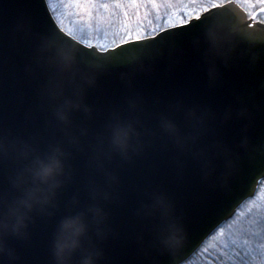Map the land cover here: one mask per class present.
<instances>
[{
    "label": "clouds",
    "instance_id": "9594fccd",
    "mask_svg": "<svg viewBox=\"0 0 264 264\" xmlns=\"http://www.w3.org/2000/svg\"><path fill=\"white\" fill-rule=\"evenodd\" d=\"M196 43L202 50L203 71L209 87L223 80V69L241 62L255 65L264 59L256 47L245 44L227 13L205 25ZM159 52L146 51L119 61L112 57L82 55L79 46L58 33L39 34L29 71L39 82V95L59 129V138L46 144L0 126V264H18L16 242L28 241L37 218L51 221L47 252L49 264H111L108 241L115 228L107 207L119 197V175L112 162H130L158 138L179 151L211 164L202 142L217 134L218 124L241 118L250 111L241 98L217 112L207 105L177 102L159 112L149 111L144 95L131 87L133 78L149 70L148 60ZM117 65L128 68L129 92L114 106L99 131L85 128L76 114L93 119L87 102L101 77ZM241 145L248 146L247 140ZM225 160V178L235 167L231 150L219 146ZM76 153L87 156L86 175L78 194L64 201L63 194L78 180L73 161ZM147 222L140 237L141 252L152 258L168 255L182 264L187 242L183 223L169 196L162 190L147 194L135 210ZM250 264H264V250L257 249Z\"/></svg>",
    "mask_w": 264,
    "mask_h": 264
},
{
    "label": "water",
    "instance_id": "95a60500",
    "mask_svg": "<svg viewBox=\"0 0 264 264\" xmlns=\"http://www.w3.org/2000/svg\"><path fill=\"white\" fill-rule=\"evenodd\" d=\"M221 14L223 12L213 10V17ZM202 20L205 25L209 23V14L205 13ZM260 27L264 26L256 24L257 29ZM61 28L47 0H0V126L35 138L41 144L59 138L61 133L41 101L39 82L29 68L35 38L39 34L55 32L66 40L70 39ZM200 33V30L193 29L182 34L179 29H172L161 32L153 41H145L152 51L161 54L146 61L149 70L137 74L131 87L144 95L152 113L177 102L207 105L222 112L244 98L254 119L247 132L242 131L248 124L246 118L218 124L217 134L200 145L209 153L211 164L207 167L200 158L179 151L163 138H158L130 162L119 159L112 162L111 167L119 175L120 183L118 199L107 206L115 228L108 241L111 264H133L142 257L139 240L146 232L147 222L138 220L135 210L147 194L162 190L172 200L187 234L183 264L256 195L264 181V175H261L264 160L258 151H253L264 137V114L258 108L264 65L261 62L255 65L241 62L232 68H222V82L209 87L203 71L202 50L196 43ZM137 47L125 44L116 52L125 54ZM86 51L92 56L95 49ZM127 72L126 66L117 65L101 77L87 101L94 109L93 119L89 121L83 113H77L78 123L94 131L101 129L107 113L123 103L129 92V82L125 78ZM245 136L247 147L241 145ZM218 145L227 146L235 160V167L226 178L225 160ZM86 160V154L76 153L73 163L78 170V180L64 192V201L78 194L86 175ZM51 223L37 218L30 240L16 242L20 254L18 264H49L47 245ZM155 260L158 264H165L161 256Z\"/></svg>",
    "mask_w": 264,
    "mask_h": 264
},
{
    "label": "snow or ice",
    "instance_id": "6c2138e0",
    "mask_svg": "<svg viewBox=\"0 0 264 264\" xmlns=\"http://www.w3.org/2000/svg\"><path fill=\"white\" fill-rule=\"evenodd\" d=\"M81 0H76V3H80ZM112 2L118 8L121 4H127L131 6H139L140 4H151L156 7L157 16L156 19H161L159 15V7L157 6L159 0H112ZM164 3L171 4L173 0H163ZM178 2H183V0H178ZM85 5L89 6H99L104 9L109 8L108 3L99 4V0H83ZM190 4H199L198 8H184V9H173L167 14V18L164 20L163 24H155L148 31L142 26H138L135 32L125 27L122 30L124 35L120 37L119 43L114 39L109 40L107 35L101 40L98 36L92 35V29L89 26L88 31L84 28L65 30L61 28L65 35L70 37L67 41L79 46L83 45L81 48L82 55H88L89 53L86 49H95V52L91 53L92 56L98 57H112L119 61H125L128 59L135 58L138 54H143L146 51H152L144 42L153 41L161 32H167L172 29H179L181 33L191 32L193 29L202 31L205 27L203 24L202 17L205 13L209 14L210 20H214L220 15L213 17V10L218 12L227 13L233 22V26L241 33L243 40L246 45L254 46L261 53L264 54V27L256 28V24L264 26V17L257 19L260 14H264V0H188ZM85 12H88V8H85ZM183 12L184 14H180ZM91 16V13L88 12ZM123 15L128 16L127 11H124ZM147 16V12L145 13ZM193 21L201 22L200 24H194ZM249 21H252L251 23ZM149 25H152V21H147ZM203 25V27H201ZM23 27V25H22ZM62 37V36H61ZM64 38V37H63ZM66 40V39H65ZM129 44L133 46H138L135 50H129L125 54H120L116 52V49L121 48L122 45ZM0 52H2V38H0ZM261 64L264 65V59H262ZM0 63H2V57H0ZM260 92L261 101L258 105L259 111L264 114V78L260 81ZM250 99V98H249ZM241 118H246L248 124L244 126L242 131L247 132L248 127L251 125L254 117L251 112ZM240 119V118H238ZM244 140H247L245 136ZM253 151H258L261 154L262 160H264V137H262ZM264 167V163L261 165ZM264 175V172L261 173ZM231 228V226H229ZM219 235H224V229L220 230ZM247 236L249 238H244ZM230 244L225 247L228 251L225 252V256L232 261V264H250V259L257 249L264 250V212L259 213L257 217L253 218L247 229L244 231L243 236L231 239ZM235 249H243L244 256L248 257L247 261L243 260L240 253ZM164 258L165 264H176L172 257L168 255L161 256ZM179 261L182 260V255L178 258ZM133 264H152V258L147 254L142 255L141 258L134 261Z\"/></svg>",
    "mask_w": 264,
    "mask_h": 264
},
{
    "label": "rangeland",
    "instance_id": "374dc122",
    "mask_svg": "<svg viewBox=\"0 0 264 264\" xmlns=\"http://www.w3.org/2000/svg\"><path fill=\"white\" fill-rule=\"evenodd\" d=\"M48 1V0H47ZM108 3L109 8L104 9L99 6H89L85 5L83 3V0H81L80 3H76V0H55L54 1V7L57 9L58 6L61 7V14L60 15L58 11V15L61 16V21L65 25L62 26L59 22L57 16L54 17L59 23V25L64 28L66 31L71 29H79L84 28L85 31H88V27L90 26L93 36H98L101 40L105 38V35H107L109 38H116L119 35L124 34V31L122 30L125 27L130 28L132 31H135V29L138 26L144 27L146 30L151 29V27L159 22H162L167 18V14L170 13L173 9H184V8H198L199 4H190L188 3V0H183V2H178V0H173L171 4L164 3L163 0H159L158 7H159V15L161 19L157 20V12L156 7H154L151 4H140V6H131L127 4H121L118 8L116 5L112 2V0H99V4ZM49 4V2H48ZM142 5H146L148 9L147 16H145L146 12H143L141 14V9L143 8ZM50 6V5H49ZM83 8V10L87 7L88 12L90 10H94V12L91 14V16L88 15V12H86V15H84L80 18H77L76 14L79 12L74 11V8ZM140 7V9H139ZM137 8V9H135ZM145 8V6H144ZM143 8V9H144ZM51 9V7H50ZM58 10V9H57ZM52 11V10H51ZM124 11H127L128 16L125 17L123 15ZM135 14L133 15V13ZM107 13V15H104V13ZM53 13V12H52ZM91 13V12H90ZM151 14V15H150ZM180 14H184L181 12ZM264 17V14H260L257 18ZM148 20L152 21V25L148 24ZM264 185V184H263ZM249 202H247L243 209L239 212L238 219H242L243 216H251L253 215V209L261 210L264 207V186L261 187V190L257 191L256 195L251 198ZM248 201V200H247ZM238 212V211H237ZM264 212V210H262Z\"/></svg>",
    "mask_w": 264,
    "mask_h": 264
},
{
    "label": "trees",
    "instance_id": "16d2710c",
    "mask_svg": "<svg viewBox=\"0 0 264 264\" xmlns=\"http://www.w3.org/2000/svg\"><path fill=\"white\" fill-rule=\"evenodd\" d=\"M54 1L55 0H48L49 5L51 7V10L53 12V14L55 16H57L59 22L61 23L62 26L65 27V25L62 23L61 21V16L63 15L61 14V7L58 6L57 9L54 7ZM104 1V0H102ZM140 6V5H139ZM143 8L145 6V8L141 9V14H143V12H149L147 9L146 5H142ZM74 11L79 12L78 14H76L77 18H80L84 15H86L85 9L83 10V8H74ZM137 9V8H135ZM140 9V7H139ZM58 11L60 13V15H58ZM91 14L94 12V10H90ZM136 11H134L133 15L135 14ZM104 15H107V13L105 12ZM151 15V14H150ZM164 20L162 22H159V24H163ZM66 28V27H65ZM151 29H149L148 31H150ZM135 31H133L134 33ZM122 35H119L116 38H109V40L114 39L117 43H119V39ZM264 181L261 183L260 187H259V191L261 190V187L263 188ZM252 200V199H250ZM250 200L246 201L239 209L238 212L234 215V217H232L230 220H228L227 222H225L224 224H222L212 235L211 237L202 245V247L186 262H184L183 264H232V261L229 260L226 256H225V252L228 251V249L225 247L226 245L230 244L231 239H236L239 238L241 236H243L244 231L247 229L250 221L257 217L259 213H262V210H257V209H253V215L251 216H246L242 219H238L239 217V212L243 209L244 205L249 202ZM229 226H231V228H229ZM224 229V235L221 236L219 235L220 230ZM244 238H249L247 236H244ZM236 251H238L240 253V256L243 257L244 261L248 260V257L244 256V250L243 249H235ZM241 264H243V262H241Z\"/></svg>",
    "mask_w": 264,
    "mask_h": 264
}]
</instances>
